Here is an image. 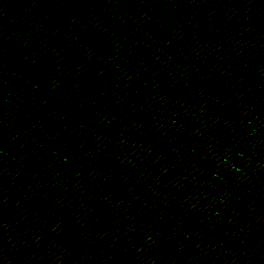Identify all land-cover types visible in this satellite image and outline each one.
Segmentation results:
<instances>
[{"label":"water","instance_id":"1","mask_svg":"<svg viewBox=\"0 0 264 264\" xmlns=\"http://www.w3.org/2000/svg\"><path fill=\"white\" fill-rule=\"evenodd\" d=\"M264 80V0H0V241L109 158Z\"/></svg>","mask_w":264,"mask_h":264}]
</instances>
